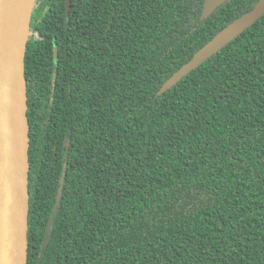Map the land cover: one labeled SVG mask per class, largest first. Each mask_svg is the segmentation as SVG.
Segmentation results:
<instances>
[{"label":"trees","instance_id":"1","mask_svg":"<svg viewBox=\"0 0 264 264\" xmlns=\"http://www.w3.org/2000/svg\"><path fill=\"white\" fill-rule=\"evenodd\" d=\"M257 1L36 0L27 264H264V14L160 91Z\"/></svg>","mask_w":264,"mask_h":264},{"label":"water","instance_id":"2","mask_svg":"<svg viewBox=\"0 0 264 264\" xmlns=\"http://www.w3.org/2000/svg\"><path fill=\"white\" fill-rule=\"evenodd\" d=\"M223 0H204L207 16ZM36 0H0V264H27L29 137L24 59ZM68 9V0L66 2ZM264 14L258 0L198 49L161 86H171ZM63 177L56 195V211Z\"/></svg>","mask_w":264,"mask_h":264},{"label":"built area","instance_id":"3","mask_svg":"<svg viewBox=\"0 0 264 264\" xmlns=\"http://www.w3.org/2000/svg\"><path fill=\"white\" fill-rule=\"evenodd\" d=\"M33 35L34 37H37V33L36 32H30V36Z\"/></svg>","mask_w":264,"mask_h":264}]
</instances>
